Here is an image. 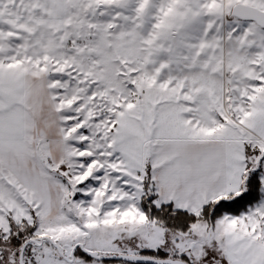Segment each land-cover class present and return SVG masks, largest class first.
Listing matches in <instances>:
<instances>
[{"label": "snow or ice", "instance_id": "snow-or-ice-1", "mask_svg": "<svg viewBox=\"0 0 264 264\" xmlns=\"http://www.w3.org/2000/svg\"><path fill=\"white\" fill-rule=\"evenodd\" d=\"M0 264H264V0H0Z\"/></svg>", "mask_w": 264, "mask_h": 264}]
</instances>
